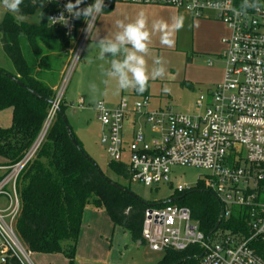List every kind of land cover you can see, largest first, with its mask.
<instances>
[{"label":"built area","instance_id":"built-area-1","mask_svg":"<svg viewBox=\"0 0 264 264\" xmlns=\"http://www.w3.org/2000/svg\"><path fill=\"white\" fill-rule=\"evenodd\" d=\"M38 1L48 9L49 26L63 29L73 47L37 139L20 160L0 165V199H4L0 203V261L14 257L20 264L35 262L34 252L16 229L21 211L19 180L45 139L103 13L92 22L89 32L83 16L76 18L66 11L69 0ZM115 1L174 7L194 18H209L205 11L211 10L226 25L227 34L221 40L224 48L219 54L224 61V81L206 96L199 97L193 115L177 114L164 107L151 109L149 97L137 99L132 105L122 98L115 107H108L103 101L95 103L97 118L105 129L102 141L107 145L110 161H123L127 155L131 181L146 185L169 182L173 165L203 168L208 173L194 187L201 183L216 195L222 217L228 219L235 207L245 208L250 216L248 236L242 229L219 227L206 235L189 207L164 200L146 208L142 244L163 253L198 245L203 250L198 264H264V258L251 245L257 239L264 243V0H247L255 8L243 7L245 0ZM93 2L85 0L86 6ZM61 13L66 23L59 21ZM78 106H85L84 97H80ZM130 113L143 115L145 123L158 136L148 138L138 128L132 140L126 142L124 121ZM174 186L176 194L194 188L183 183Z\"/></svg>","mask_w":264,"mask_h":264},{"label":"trees","instance_id":"trees-1","mask_svg":"<svg viewBox=\"0 0 264 264\" xmlns=\"http://www.w3.org/2000/svg\"><path fill=\"white\" fill-rule=\"evenodd\" d=\"M40 3L37 0L34 5L32 0H23L20 5L24 15L40 9L38 24H17L10 12L0 22L2 46L14 65V71L0 67V111L13 110L11 126H0L3 165L20 160L40 134L73 47L63 29L49 26L48 9L39 8ZM116 3L107 0L103 12L111 10ZM83 7L85 2L80 5ZM150 86L151 80L143 93L133 89V95L149 97ZM66 108L63 101L35 157L21 174L18 185L21 211L16 229L34 253H62L69 264H77L83 213L89 204L104 208L114 226L127 230L138 242L142 238L146 208L164 200L146 202L129 186L112 180L99 166H94L70 125L71 132L68 131L64 121ZM109 167L132 182L127 161H110ZM169 199L189 207L206 235L216 231L218 222L219 228L242 229L244 235L250 234L247 225L250 216L246 215V209L235 207L231 216L224 219L220 201L201 183ZM251 245L264 258V243L257 239ZM202 252L198 245L183 251L167 250L156 264H174L181 260L180 264H198ZM3 264L20 263L12 257Z\"/></svg>","mask_w":264,"mask_h":264},{"label":"rangeland","instance_id":"rangeland-1","mask_svg":"<svg viewBox=\"0 0 264 264\" xmlns=\"http://www.w3.org/2000/svg\"><path fill=\"white\" fill-rule=\"evenodd\" d=\"M166 9L171 11V15L176 14L174 7ZM39 11L40 9L26 15L29 17L27 22L38 24ZM3 12L0 7V18ZM180 15L184 17V26L175 33L172 47L160 43L159 33L153 34L157 39H152L150 44L151 53L147 58L149 68L156 58H161L166 71L163 77L150 79V108L164 107L177 114L193 115L197 111L199 97L206 96L224 81V61L219 54L224 48L221 40L227 34V27L222 21L214 19L215 14L211 10L205 11L210 19L194 18L182 11ZM84 61L85 54L67 85L64 95V102L67 104L65 118L99 168L112 180L129 186L146 202L166 200L176 195L174 185L177 183L194 187L208 173L207 170L195 166L173 165L169 182L146 185L142 182H130L110 169L107 145L103 143L102 135L98 136L99 123L96 129L94 124L90 127L87 122L90 120L89 115L91 117L90 111L93 110L92 104L103 101L108 107H113L124 98L132 105L135 100H142L144 97L133 95V89L118 91L113 82L105 83L99 65L104 63L107 67V60L102 62L95 57L88 63V71L82 75ZM0 67L14 71V65L3 49L1 38ZM93 83L97 85L95 93L89 87ZM80 97L86 99L85 107L78 106ZM6 113L9 114L10 110H4L0 115ZM1 122L3 121H0V125ZM131 123L133 118L126 120L125 126H131ZM123 160L128 161V156L124 155ZM4 163L0 157V164ZM2 202L4 199H0V203ZM98 215H106L103 222L97 219ZM113 225L104 208L92 204L85 208L77 246V264H156L164 257L163 252H155L146 244H138L127 230ZM33 261L35 264H69L62 253H34ZM0 264L3 262L0 261Z\"/></svg>","mask_w":264,"mask_h":264},{"label":"clouds","instance_id":"clouds-1","mask_svg":"<svg viewBox=\"0 0 264 264\" xmlns=\"http://www.w3.org/2000/svg\"><path fill=\"white\" fill-rule=\"evenodd\" d=\"M32 2L35 5L37 0H32ZM84 2L85 0H75V3H72L69 0L65 8L76 18L83 16L88 25L86 31L90 32L92 22L104 10L105 3L104 0H94L92 4L80 8ZM22 3L23 0H0V7L14 14L15 22L21 24L29 20V17L21 12L20 5ZM43 5V2L40 3L39 8ZM243 7L255 8L256 5H249L245 0ZM51 20L57 22L55 18H51ZM60 20H64L63 13H61ZM116 26L118 30L112 37L106 36L99 39L97 43L96 59L102 62L108 61L107 67L104 63L99 65L105 83L113 82L118 91L134 89L143 93L147 89L150 79L161 78L166 71L161 58H156L153 61V66L149 68L147 58L151 53L150 44L153 34L159 33L160 43L172 47L175 43L173 39L175 33L184 26V17L182 15L175 16L171 22L163 19L155 20L152 22L150 30L146 16L140 13L130 22L118 20ZM89 87L93 93L97 91L95 83L90 84Z\"/></svg>","mask_w":264,"mask_h":264},{"label":"crops","instance_id":"crops-1","mask_svg":"<svg viewBox=\"0 0 264 264\" xmlns=\"http://www.w3.org/2000/svg\"><path fill=\"white\" fill-rule=\"evenodd\" d=\"M167 7H169V6L116 3L111 10L103 12L101 14L96 26H95V29L93 31V34L91 36L90 41L88 42V44L86 45V47L84 49V53H83V56L85 54V61L83 63L84 70H82L81 74L84 75L88 71V68L90 65L88 63H90L96 57L97 52H98L97 43H98L99 39H102L106 36L110 38L118 30L117 26H116V22L118 20L124 21V22H130V21L134 20L140 13H143L148 20V26H149V29L151 30L152 22L155 20L163 19V20H166L168 22H171L172 18L175 17L176 15L179 16L181 11L187 13L186 11L177 10L175 8L176 14L174 13V16H173V15H171L172 14L171 11L166 9ZM3 10H4V12H3V14H1L3 16H2V18H0V22L3 19L5 13L7 12L5 9H3ZM202 19H204V18H202ZM207 19H210V18H207ZM214 19H216V18L214 17ZM154 37L155 36H153L152 39H157V37H155V38ZM83 56H82V58H83ZM85 105H86V99H85ZM94 105L95 104H92L93 110L90 111L91 117L89 115L90 120H88L87 122L90 124V127H92V124H94V127L96 129H97L96 125L99 123V125H98V136L101 137V135L104 134L105 129H104L103 125L102 126L100 125L101 122L97 118V112L94 108ZM115 106H117V105H115ZM115 106H113V107H115ZM80 108H82V107H80ZM151 109H153V108H151ZM5 110H10V113L9 114L6 113L5 115L4 114L0 115V121H3V122H1L2 124L0 126L3 128H8L12 124L13 110H12V108H7ZM3 111H0V113ZM131 118H133V123H131V126L126 127L125 121L129 120ZM125 121H124L123 132H124L126 142H129L130 140H132V135H133L134 131L137 130L138 128H142L145 131L148 138L158 136V134L153 132L151 130L150 126L147 123H145V118L143 115H135L133 113H130L125 118ZM0 165H2V164H0ZM105 218H106V215H98L97 216V219L102 220V222L104 221ZM112 224H113V222H112Z\"/></svg>","mask_w":264,"mask_h":264},{"label":"water","instance_id":"water-1","mask_svg":"<svg viewBox=\"0 0 264 264\" xmlns=\"http://www.w3.org/2000/svg\"><path fill=\"white\" fill-rule=\"evenodd\" d=\"M64 121H65V123H66V125H67V127H68V131L69 132H71V129L69 128V124H68V122H67V120H66V118L64 117ZM74 143L77 145V143L74 141ZM87 158L93 163V165L94 166H96V167H98V164L90 157V156H87ZM114 186H116V187H119V188H123V187H121V186H119L118 184H116V183H114L113 184ZM219 224H220V222H218L217 223V226H216V229L219 227ZM138 244H142V240H139L138 241ZM182 262V260L181 261H179V262H176V263H174V264H180Z\"/></svg>","mask_w":264,"mask_h":264}]
</instances>
